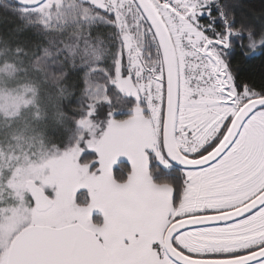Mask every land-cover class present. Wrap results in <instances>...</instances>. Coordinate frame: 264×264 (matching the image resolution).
Masks as SVG:
<instances>
[{"label":"snow or ice","instance_id":"snow-or-ice-1","mask_svg":"<svg viewBox=\"0 0 264 264\" xmlns=\"http://www.w3.org/2000/svg\"><path fill=\"white\" fill-rule=\"evenodd\" d=\"M257 54L243 0H0V264H264Z\"/></svg>","mask_w":264,"mask_h":264},{"label":"trees","instance_id":"trees-1","mask_svg":"<svg viewBox=\"0 0 264 264\" xmlns=\"http://www.w3.org/2000/svg\"><path fill=\"white\" fill-rule=\"evenodd\" d=\"M245 9L251 7L257 11L264 9V3L261 0H243ZM234 70L239 79L248 81L257 86L264 84V56L257 54L254 57L244 59L237 57L233 61ZM160 171L154 172L153 180L156 183H170L173 186L180 188L183 183V178L175 175L173 171H165L161 166Z\"/></svg>","mask_w":264,"mask_h":264},{"label":"flooded vegetation","instance_id":"flooded-vegetation-1","mask_svg":"<svg viewBox=\"0 0 264 264\" xmlns=\"http://www.w3.org/2000/svg\"><path fill=\"white\" fill-rule=\"evenodd\" d=\"M167 171H173L175 175L185 178V169L175 167L171 164L170 168Z\"/></svg>","mask_w":264,"mask_h":264},{"label":"water","instance_id":"water-1","mask_svg":"<svg viewBox=\"0 0 264 264\" xmlns=\"http://www.w3.org/2000/svg\"><path fill=\"white\" fill-rule=\"evenodd\" d=\"M171 164L175 167H178V168H182V169H185V167L181 164H179L178 162H171Z\"/></svg>","mask_w":264,"mask_h":264},{"label":"rangeland","instance_id":"rangeland-1","mask_svg":"<svg viewBox=\"0 0 264 264\" xmlns=\"http://www.w3.org/2000/svg\"><path fill=\"white\" fill-rule=\"evenodd\" d=\"M161 167L163 168V166H161ZM163 169H164L165 171H167L169 168H166V169H165V168H163Z\"/></svg>","mask_w":264,"mask_h":264}]
</instances>
